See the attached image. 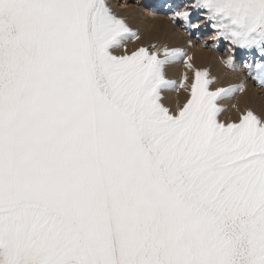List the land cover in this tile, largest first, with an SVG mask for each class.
<instances>
[{
  "label": "snow or ice",
  "instance_id": "1",
  "mask_svg": "<svg viewBox=\"0 0 264 264\" xmlns=\"http://www.w3.org/2000/svg\"><path fill=\"white\" fill-rule=\"evenodd\" d=\"M264 87V0H193ZM136 32L109 0H0V264H264V119H217L195 69L190 98L166 65L181 47L125 42ZM190 43V42H189ZM125 47L124 54L116 50ZM207 47V44H204ZM214 79V78H213Z\"/></svg>",
  "mask_w": 264,
  "mask_h": 264
},
{
  "label": "rangeland",
  "instance_id": "2",
  "mask_svg": "<svg viewBox=\"0 0 264 264\" xmlns=\"http://www.w3.org/2000/svg\"><path fill=\"white\" fill-rule=\"evenodd\" d=\"M128 3V8H121L122 2ZM174 1V2H173ZM193 0H109L113 11L122 17L132 28L138 39H129L125 42L126 49L133 51L140 46H145L152 50L151 45H167L169 47H181L191 56L193 69H188L183 60L174 64L166 65L164 75L167 79L177 81L179 85L181 70L186 76L190 89V77L194 80V70L207 69L208 78L211 81L209 90H215L218 87H227L230 84L243 82L245 84L246 98L243 104H239L238 98L241 92L238 91L231 96L218 98L216 103L221 106L222 120L229 122H238L240 115L247 109H251L261 119H264V87L258 85L248 74L244 67V61L261 59L254 52H247L240 49L235 53V69L229 68L224 64V60L230 55V45L222 38L213 39L215 32L206 25L199 12L193 11L191 23H199L200 27L186 31L183 21L173 23L170 19L172 11L180 10L185 5H189ZM185 3V4H184ZM190 42V43H189ZM207 44V47L204 44ZM124 52L122 46L116 50ZM251 57L249 59V54ZM216 54V55H215ZM199 60L196 61V58ZM176 66H179L177 68ZM241 72V75L238 73ZM214 78V79H213ZM228 80H231L228 82ZM234 80V83H233ZM254 87V88H253ZM262 89V92H258ZM179 92L175 89H165L162 95L168 92ZM225 115L227 117H225Z\"/></svg>",
  "mask_w": 264,
  "mask_h": 264
},
{
  "label": "bare ground",
  "instance_id": "3",
  "mask_svg": "<svg viewBox=\"0 0 264 264\" xmlns=\"http://www.w3.org/2000/svg\"><path fill=\"white\" fill-rule=\"evenodd\" d=\"M174 2V1H173ZM185 4V3H184ZM128 3H126V1L122 2L121 4V8H128ZM186 6V5H185ZM178 11V10H177ZM133 50L132 49H129L127 50V52L130 54ZM119 54H124V52H119ZM216 55V54H215ZM251 53L249 54V59H250V56ZM199 60V57L196 58V61ZM177 68H179V66H176ZM179 73V76H180V79H182L184 77V73L183 71L179 70L178 71ZM239 75H241V72L238 73ZM193 81V79L190 77V82ZM231 80H228V82H230ZM233 83H234V80H233ZM184 87L181 88V91L179 92H168L167 94L165 95H162L163 99H162V103L168 107L171 111L175 112L177 110L178 107H182L183 104L190 98V85H189V82L187 79H185L184 81ZM254 88V87H253ZM264 90V89H263ZM262 89H259L258 92H262L263 91ZM238 98V102L239 104H243L244 103V100L246 98V94H245V90L243 92H241V95L240 97H237ZM225 117H227L225 115ZM222 118V115L218 114L217 115V119L224 122L225 124H227V121H224L221 119Z\"/></svg>",
  "mask_w": 264,
  "mask_h": 264
}]
</instances>
